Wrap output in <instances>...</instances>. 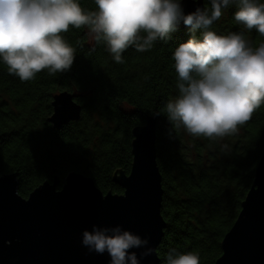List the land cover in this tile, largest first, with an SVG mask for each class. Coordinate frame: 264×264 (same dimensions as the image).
I'll use <instances>...</instances> for the list:
<instances>
[{"label": "trees", "instance_id": "1", "mask_svg": "<svg viewBox=\"0 0 264 264\" xmlns=\"http://www.w3.org/2000/svg\"><path fill=\"white\" fill-rule=\"evenodd\" d=\"M80 2L86 10L96 9L94 0ZM235 11V4L226 8L212 29L222 35L244 32L253 47L264 43L255 29L246 31L236 23ZM201 32L197 30V38ZM62 35L76 48L71 69L62 74L50 76L45 70L24 82L0 63V176L17 173L24 197L46 181L61 189L73 172L91 177L104 193L122 194L116 177L131 171L133 129L145 125L178 94L172 55L192 33L175 31L169 41L143 53L130 47L119 64L102 43L90 42L86 28L70 26ZM65 90L77 95L83 113L80 120L58 129L48 119L53 96ZM154 118L167 222L157 250L160 264H166L173 248L197 253L200 264H214L254 182L264 145V105L240 126V142L227 152L217 140L193 137L183 128L170 136L166 116ZM188 144L197 155L194 160Z\"/></svg>", "mask_w": 264, "mask_h": 264}, {"label": "clouds", "instance_id": "2", "mask_svg": "<svg viewBox=\"0 0 264 264\" xmlns=\"http://www.w3.org/2000/svg\"><path fill=\"white\" fill-rule=\"evenodd\" d=\"M208 3L185 13L182 0H94L95 10H86L80 0H0V63L24 82L45 70L50 76L70 70L76 48L62 33L71 26L86 28L119 64L130 47L150 51L183 23L192 35L172 55L178 94L153 116H166L170 136L183 128L193 137L223 139L264 105V43L253 47L244 32L222 35L212 25L235 4L236 23L264 36V0ZM82 243L89 251L107 252L109 264H141V256L154 252L147 237L121 224L93 225L84 230ZM139 248L145 249L140 256L132 251ZM166 264H200V257L173 248Z\"/></svg>", "mask_w": 264, "mask_h": 264}, {"label": "water", "instance_id": "3", "mask_svg": "<svg viewBox=\"0 0 264 264\" xmlns=\"http://www.w3.org/2000/svg\"><path fill=\"white\" fill-rule=\"evenodd\" d=\"M185 13L206 6L205 0H182ZM189 29L181 23L176 31ZM65 90L53 96L48 119L55 128L80 120L83 105ZM133 163L116 182L122 194L104 193L82 173L69 174L61 189L44 182L28 197L19 193L17 173L0 176V264H109L105 252L89 251L82 243L93 225L121 224L150 241L154 252L141 264H160L158 246L167 222L162 214L163 175L158 166L157 120L133 129ZM144 248L132 249L138 256ZM214 264H264V145L254 182L241 210L221 242Z\"/></svg>", "mask_w": 264, "mask_h": 264}, {"label": "rangeland", "instance_id": "4", "mask_svg": "<svg viewBox=\"0 0 264 264\" xmlns=\"http://www.w3.org/2000/svg\"><path fill=\"white\" fill-rule=\"evenodd\" d=\"M89 34V40L92 43L93 42V37L92 35L88 32ZM243 135V129L241 127H239L238 131L236 134L225 137L223 139H219L217 140V146L222 148L223 150H225L226 152L228 151L229 148H231L233 146V144L237 141L238 143L240 142L239 140L241 139ZM188 148H189V156L191 159H196L197 155L192 153V147L188 144ZM204 160H205V164H209V158L207 156V154L204 155Z\"/></svg>", "mask_w": 264, "mask_h": 264}]
</instances>
